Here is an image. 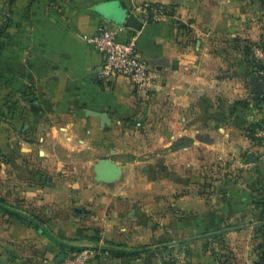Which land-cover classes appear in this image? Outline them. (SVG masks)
Wrapping results in <instances>:
<instances>
[{"label":"crops","instance_id":"crops-1","mask_svg":"<svg viewBox=\"0 0 264 264\" xmlns=\"http://www.w3.org/2000/svg\"><path fill=\"white\" fill-rule=\"evenodd\" d=\"M143 2L171 14L138 30L153 67L139 87L96 77L102 56L86 37L113 22L103 3L9 0L3 10L0 0V198L41 220L37 229L0 209V264H65L85 248L87 264H258L262 156L247 131L264 123V99H254L246 44L264 45V7L106 5ZM218 156L240 174L212 179ZM102 158L114 178L98 176Z\"/></svg>","mask_w":264,"mask_h":264},{"label":"built area","instance_id":"built-area-1","mask_svg":"<svg viewBox=\"0 0 264 264\" xmlns=\"http://www.w3.org/2000/svg\"><path fill=\"white\" fill-rule=\"evenodd\" d=\"M129 12L133 13L142 24L165 15L164 9L154 6L152 2L138 4ZM126 28L129 27L105 21L98 26L95 33L86 37L91 48L102 56L96 77L106 82L124 77L132 86H146L153 75L152 64L138 48V30L129 28L131 34L125 39L121 38V33ZM250 51L253 59L262 66L261 69L255 71V74L264 76V45L250 44ZM257 135L264 137V129L258 130ZM233 163L234 160L231 157L218 156L217 163L214 165L226 171ZM247 165L249 166V163ZM91 255L92 250L85 248L69 253L64 258V263L87 264Z\"/></svg>","mask_w":264,"mask_h":264},{"label":"water","instance_id":"water-1","mask_svg":"<svg viewBox=\"0 0 264 264\" xmlns=\"http://www.w3.org/2000/svg\"><path fill=\"white\" fill-rule=\"evenodd\" d=\"M99 3H103L102 8L109 15L114 16L112 18L113 23L121 24L129 28H133L135 30H139L142 26L141 21L133 14L130 13L129 10L122 9L121 5H117V7H113L108 3L106 5L107 0H97ZM118 21V23L116 22ZM250 84L252 87V92L254 94V99L259 100L260 98L264 99V82L259 80L258 78H251ZM99 116L101 118L105 117L104 113H100ZM247 159L255 160L256 155L254 153H248ZM97 174L100 178L104 180H109L114 178L117 175V168L113 162H111L108 158H102L99 160L96 166ZM76 211L80 214H85V208H77Z\"/></svg>","mask_w":264,"mask_h":264},{"label":"trees","instance_id":"trees-1","mask_svg":"<svg viewBox=\"0 0 264 264\" xmlns=\"http://www.w3.org/2000/svg\"><path fill=\"white\" fill-rule=\"evenodd\" d=\"M154 6H157V7H160L162 9H164L165 11V15H168V14H171V11L170 9H168L166 6L162 5V4H159V3H152ZM262 7H264V2L262 1ZM252 44V43H251ZM246 49L248 50V53H250V43L246 44ZM250 57H251V63H252V67H253V73L256 71V70H259L262 68V66L257 63L253 57L251 56V53H250ZM253 76L255 78H259L261 80L264 79V76H257L256 74H253ZM261 129H264V123H257V124H252L250 125L249 129H248V135L249 137L253 138V139H258L256 137V132L258 130H261ZM183 141L182 139H179L177 140L173 145H172V148H179L181 145H183ZM0 209L5 213L7 214L8 216L10 217H14V218H17L19 221L25 223V224H29V225H32L33 227L39 229L40 227V224H41V220L38 219L37 215L36 214H25L21 211H19L16 207L14 206H9L7 204H5V202L0 198ZM43 232H45L43 230ZM47 233V232H45ZM47 235H49V233H47ZM79 250H74L73 252H78ZM130 255H137L138 252L137 251H132L129 253ZM262 260H264V254H262Z\"/></svg>","mask_w":264,"mask_h":264},{"label":"rangeland","instance_id":"rangeland-1","mask_svg":"<svg viewBox=\"0 0 264 264\" xmlns=\"http://www.w3.org/2000/svg\"><path fill=\"white\" fill-rule=\"evenodd\" d=\"M257 1L259 2V4L262 7V1L264 2V0H257ZM8 2H9V0H2V8H3V10H5L7 8ZM3 24H4V19H3ZM256 137L258 138V141L260 143V145L258 147H260L259 150L261 151V153H259V154L262 156V159L260 161V165L262 166L261 167L262 170H263V174H262L263 179L262 180L264 181V137H261V136H258V135H256ZM215 163H217V160H216ZM245 165H247V163H245ZM214 166L215 165L213 164V167ZM237 169H239V167ZM212 170H213V173L215 175L209 174V176L211 178H212V176H216L215 178H212L214 180L215 179H222V180H224L227 177H232L233 178V176H237L238 174H240V172H238V171L233 174L234 171H232V172L225 171V169L222 170L220 168H217V166H215ZM229 170H232V167L231 166L229 167ZM217 174L220 175V176H217ZM214 180H210V181L213 182ZM257 230L258 231L256 232V234L258 233V236L256 235L255 238H256V243H257L256 249H257V254H258V264H264V260L261 259L262 256H263L262 254H264V237H263L264 236V223H259Z\"/></svg>","mask_w":264,"mask_h":264}]
</instances>
